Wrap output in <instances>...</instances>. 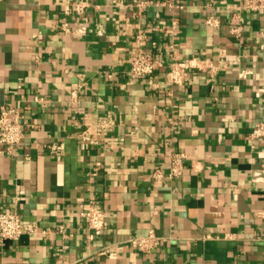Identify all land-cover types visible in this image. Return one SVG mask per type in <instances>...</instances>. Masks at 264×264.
<instances>
[{"label":"crops","instance_id":"obj_1","mask_svg":"<svg viewBox=\"0 0 264 264\" xmlns=\"http://www.w3.org/2000/svg\"><path fill=\"white\" fill-rule=\"evenodd\" d=\"M137 1L0 0V110L24 121L0 143V210L37 227L0 239V264H264V10ZM139 52L156 85L130 72ZM174 57L202 63L168 84ZM91 205L108 221L94 238ZM150 231L164 238L143 251Z\"/></svg>","mask_w":264,"mask_h":264},{"label":"built area","instance_id":"obj_2","mask_svg":"<svg viewBox=\"0 0 264 264\" xmlns=\"http://www.w3.org/2000/svg\"><path fill=\"white\" fill-rule=\"evenodd\" d=\"M140 5L142 1H137ZM244 6L250 10H264V0H244ZM85 5L82 3L76 4V10L78 12L84 11ZM206 23L210 25H217L218 19L214 17H208ZM62 28L65 31H69L70 27L67 22L62 24ZM141 37V35H140ZM201 60L197 58L180 59L174 57L170 64V68L166 72V82L168 84H182L186 81L189 70L193 67L200 66ZM160 63L153 55L149 53L139 52L135 54L131 59L130 72L136 77L147 78L149 83L156 85L153 82L154 74L159 68ZM23 115L18 108L11 104H6L1 107L0 110V143L4 145V151H12L15 149L24 134L23 129ZM112 124H109L108 119H103L99 126L103 129L111 128ZM264 134V122H258L253 131L252 136L260 137ZM81 136L85 139H89V135L84 131ZM53 152L57 153L60 145H50ZM184 153H174L170 160V177H177L183 173L184 170ZM161 175L160 173H156ZM82 215L87 220V224L91 229L89 234L90 238L96 237L102 233L107 227L108 221L103 211L96 209L94 206H90L87 210L82 212ZM37 227L34 223H24L15 210L5 209L0 210V239H15L22 233H36ZM46 232V231H43ZM164 237L157 235L154 231H150L146 235L137 237L134 241L143 251H152ZM105 251H101L104 253Z\"/></svg>","mask_w":264,"mask_h":264}]
</instances>
